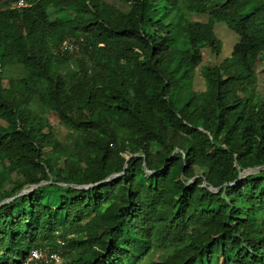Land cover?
Returning <instances> with one entry per match:
<instances>
[{
  "label": "trees",
  "instance_id": "1",
  "mask_svg": "<svg viewBox=\"0 0 264 264\" xmlns=\"http://www.w3.org/2000/svg\"><path fill=\"white\" fill-rule=\"evenodd\" d=\"M18 1L0 0V264H264V169L237 179L264 168V0ZM214 23L236 41L193 91Z\"/></svg>",
  "mask_w": 264,
  "mask_h": 264
},
{
  "label": "rangeland",
  "instance_id": "2",
  "mask_svg": "<svg viewBox=\"0 0 264 264\" xmlns=\"http://www.w3.org/2000/svg\"><path fill=\"white\" fill-rule=\"evenodd\" d=\"M104 1L117 8H121L118 0H104ZM48 12L50 16H52L53 14L52 10L49 9ZM14 14H15L14 10H8L5 13V15L1 17L3 20L2 22L3 30L5 32V36L7 39H11L23 33V29L19 24L13 23L10 19H7V17L9 18V16H13ZM190 19L204 22L206 20V16L197 17L195 15H190ZM212 32L214 34V37L220 43L219 51L216 55H214L209 52L208 47H201L202 62L200 66L195 69L194 72V79L192 85L193 91H202L204 88L203 78L200 73L201 66L210 67L213 65H217L223 60L227 59L230 55L231 48L236 41L235 35L231 33L222 23H214L212 27ZM251 63L256 74V92L259 95L264 96V55L257 57ZM65 70H66L65 67L61 68V71H65ZM15 76H18V71H16Z\"/></svg>",
  "mask_w": 264,
  "mask_h": 264
},
{
  "label": "built area",
  "instance_id": "3",
  "mask_svg": "<svg viewBox=\"0 0 264 264\" xmlns=\"http://www.w3.org/2000/svg\"><path fill=\"white\" fill-rule=\"evenodd\" d=\"M26 4L22 0L16 2L14 8L25 7ZM72 39L63 41L58 46L59 52H70L75 49ZM22 264H61V258L55 253H48L45 250L32 249L29 251L25 261Z\"/></svg>",
  "mask_w": 264,
  "mask_h": 264
},
{
  "label": "water",
  "instance_id": "4",
  "mask_svg": "<svg viewBox=\"0 0 264 264\" xmlns=\"http://www.w3.org/2000/svg\"><path fill=\"white\" fill-rule=\"evenodd\" d=\"M128 158H129V157H127L126 160H127ZM123 168H124V167H123ZM256 169H264V168H255V169H247V170H244L243 172H240V173H239L237 179H238L240 176H242L243 174L247 173L248 171L256 170ZM121 174H122V172H121L120 174H117V175H112V176L106 178L105 180H108V179H110V178H112V177H115V176H119V175H121ZM42 183H44V182H41L40 184H42ZM35 187H36V185H32V186H31V190L34 189ZM73 187H75V188H79V189H86V188L90 187V185H86V186H73ZM31 190H30V191L22 190L18 195L29 193V192H31ZM208 190H209L210 192H214L215 189H213V188H208ZM18 195H17V196H18ZM11 199H12V198L5 199V200L1 201L0 204L5 203V202H8V201H10Z\"/></svg>",
  "mask_w": 264,
  "mask_h": 264
}]
</instances>
